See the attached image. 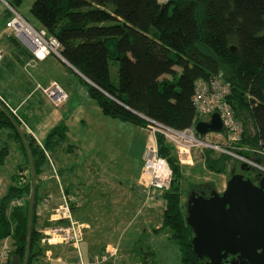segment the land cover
Returning <instances> with one entry per match:
<instances>
[{
	"label": "trees",
	"instance_id": "16d2710c",
	"mask_svg": "<svg viewBox=\"0 0 264 264\" xmlns=\"http://www.w3.org/2000/svg\"><path fill=\"white\" fill-rule=\"evenodd\" d=\"M162 6L159 0H36L30 13L39 30L59 41L61 57H56L79 73L105 116L142 128L149 124L146 118L179 131L194 128L202 120L192 102L195 83L217 74L231 85L229 104L245 126L243 143L263 147L264 0H169L164 10ZM12 17L8 11L6 26ZM9 47L2 71L19 75L16 69L35 56L16 35L10 36ZM111 62L119 65L118 83L111 78ZM0 96V165L9 155L2 143L7 133L21 143L30 159L27 167L42 175L46 151L66 136L65 127L54 129L42 147L21 129L19 112L14 115L5 106L11 105L6 94ZM157 139L160 155L174 172L171 189L163 196L162 228H170L183 264H204L194 252V232L186 222L184 166L176 147L161 134ZM202 156L208 171L215 173H228L232 163L233 172L239 165L213 151ZM14 179L18 184L0 201V247L11 240L7 264H42L49 246L42 243L40 228L53 225L50 211L40 224L39 207L46 197H40V182L33 202L12 208V201L32 193L30 183H19L18 173Z\"/></svg>",
	"mask_w": 264,
	"mask_h": 264
},
{
	"label": "crops",
	"instance_id": "0c3cea01",
	"mask_svg": "<svg viewBox=\"0 0 264 264\" xmlns=\"http://www.w3.org/2000/svg\"><path fill=\"white\" fill-rule=\"evenodd\" d=\"M25 1L27 0H0V53H2L3 58L9 53L10 36L14 34L9 33L10 30L6 27L8 11H11L8 7L10 6L19 12V7H21ZM1 2L4 4L3 7H1ZM21 15L26 18L23 14ZM27 21L30 22L28 19ZM31 25L36 29H40L33 24ZM17 39L19 40V38ZM21 43L33 55L29 46L25 45L23 42ZM53 57L49 56L44 59L45 61L37 60L35 58L29 60L23 68L16 69L17 71H20L19 75L16 73H8V75L3 73V67H1L3 61L0 63V94H6L7 101L17 109V112L20 111L19 113H21L25 118V121L28 123L30 129L29 133L36 139L39 145L44 147L49 136V131L60 126L65 127L62 130V133L66 132V136H61L62 139L58 140L59 142H54L53 145H51V148L46 151L48 169L45 168L42 173V176L45 178L41 181L38 190L40 197H50L52 199L50 206L53 208L61 203L63 191L67 194H80L83 196V202L73 210L74 219L83 223L86 227L84 240L79 246V251L71 245L49 246L47 251H50L53 254L52 260L48 261L44 256L42 260L44 262H42V264H76L80 259V254L81 258L87 264H92L96 258L104 256L111 248H116L118 250L117 256L101 264H117L123 260H128L133 264H137V259L132 254L134 251L138 252L137 247H133V249L129 248V251L124 253L121 245V242L123 243L124 235L120 234L119 230L128 223L129 220L131 222L135 220V218L138 219L137 215L142 212V208L147 207L152 211L156 208L154 205H151V203L146 202V198L141 192V187L139 185L144 162L139 168L138 176L136 177V184H133V181L124 183L121 181V178H115L112 176L114 177L113 179L111 176L105 175L104 169H102L94 159L98 158L100 154L99 149L101 148L94 145L95 143L91 139L90 140L93 142L92 144L89 142L90 140H87L85 137L84 139L77 138L73 134V129H71V122L68 123V118L70 116V118H73L72 121L75 122H72L73 124H80L84 129L88 123L92 125L93 122V125H95L96 119L93 116L90 115L86 117L88 111L87 105L89 100H92L93 98L90 95L87 85L82 81L79 73H77L73 67L68 65L67 62L63 61L62 63L59 61V58L54 55ZM46 64H58L63 66V68H66L68 71L67 73H63V70L61 69L62 73L59 71L60 74L54 76L51 71L45 70L42 67ZM70 74L77 76L80 82L84 85L81 84V86L73 89L74 84L71 82ZM55 83H58V85L69 94L68 101L59 107H56L43 92L44 89L52 87ZM38 94L40 95V105H44L47 100L50 102V112H46V114L41 112L40 114L37 109L41 106L30 105L33 98ZM81 98H83L82 102L79 100ZM68 106H70L68 112L69 116H66L62 111ZM98 108L99 109H97L95 113L98 114L100 119L99 114L101 113L104 115V113L100 106ZM32 119L34 121L36 120V125L34 127L31 125ZM87 120L90 121L87 122ZM8 137L10 139L9 135ZM108 137L111 144L107 146L106 150L111 152L115 148V137L110 135ZM19 144L20 148L24 150L21 143ZM51 152L60 153L56 158V165L50 157L51 155L49 153ZM81 157L87 159L85 164H90L87 173L91 172L93 175L88 174L79 179L74 173V167H72L70 163ZM143 157L144 156H142V161ZM195 160L197 159L195 158ZM28 163H30V159ZM28 163L25 165H19L15 175L20 169L26 168ZM204 165L206 166L205 162ZM51 183L58 185V192L54 194V196L49 193L51 190V188H49ZM5 189L6 184L2 174H0V195L2 192V195L4 196L7 194V189ZM45 189L46 192H43ZM2 195L0 196V201L3 197ZM143 199H145V201ZM139 205H141L140 208ZM132 209L135 213H132V218H128ZM44 210H46V208H44ZM49 211L50 209L44 211V215L38 213V215H42L40 217L41 225L48 218ZM146 216L151 218L149 214ZM44 228L45 227H41L40 230ZM155 229L159 228L156 227ZM6 244H11V240L8 239L2 242V245Z\"/></svg>",
	"mask_w": 264,
	"mask_h": 264
},
{
	"label": "built area",
	"instance_id": "2783aa9c",
	"mask_svg": "<svg viewBox=\"0 0 264 264\" xmlns=\"http://www.w3.org/2000/svg\"><path fill=\"white\" fill-rule=\"evenodd\" d=\"M169 0H159L166 5ZM8 5V4H7ZM9 6V5H8ZM13 17L7 23V29L13 31L19 39L27 44L37 60L54 55L61 57V46L54 37H48L44 30L33 27L26 18L9 6ZM3 55L0 53V62ZM43 92L47 97L59 107L69 99V94L58 84L53 85ZM232 93L231 86L222 76H214L209 79H199L195 83L192 98L197 114L201 121L209 122L214 114H219L223 128L221 131H211L205 135L197 133L195 127L184 131H179L167 125L146 118L148 130L151 132L149 143L144 153V164L139 181L141 192L144 194L147 203L157 204L163 200V196L171 189L174 172L166 159L160 155L157 135H163L172 143L177 151L180 162L192 164V158L188 157L192 151L199 150L203 153L213 151L216 154L228 156L240 165H247L250 170H254L264 177V148L252 144L243 143L245 136V126L236 117L235 111L229 104V97ZM13 113L18 116L17 110ZM21 121V129L28 130L29 127L24 120ZM260 159L263 161L261 162ZM45 177L37 175L31 165L18 172L20 184L30 183L34 191ZM33 191L30 196H33ZM31 201V200H30ZM27 199L19 198L14 200V207L25 205ZM52 199H43L41 207L48 209ZM80 200L77 196L62 192L61 203L50 209L49 222L52 226L41 230L44 235L42 243L48 246L71 245L79 251V246L84 240L85 225L74 219L73 210L78 207ZM118 250L109 249L104 256L96 258L92 264H101L116 257ZM53 254L46 252L45 258L51 261ZM80 259L76 264H87L79 255ZM9 253L6 247L0 248V263L7 264ZM74 264V263H67Z\"/></svg>",
	"mask_w": 264,
	"mask_h": 264
},
{
	"label": "rangeland",
	"instance_id": "374dc122",
	"mask_svg": "<svg viewBox=\"0 0 264 264\" xmlns=\"http://www.w3.org/2000/svg\"><path fill=\"white\" fill-rule=\"evenodd\" d=\"M35 1L36 0L25 1L24 4L21 7H19V12L23 14L28 20H30L29 23L40 28L39 22L30 13V9ZM1 5H2L1 7L4 6L2 2ZM9 33H13V31L10 30ZM16 37L19 38L17 35ZM42 67L45 70L51 71V73H53L54 76L60 74L59 71H61V73L62 70L63 73H67L68 71L66 68H63V66L58 64H46ZM110 68H111L112 80L115 83H118L119 81L118 63L111 62ZM224 74L226 75V72H223V75ZM70 78H71V82H73L74 84L73 89H76L78 86H81V84L84 85L83 83L80 82L77 76L70 74ZM39 100H40V95L38 94L33 98L30 105L31 106L39 105V107L41 106L42 108L38 107L39 109H37L39 110L40 114L41 112H43V114H46V112L47 113L50 112V108H49L50 102H48L47 100L44 105H40ZM79 100L82 102L83 98ZM5 106L7 108L9 107L8 109L12 113L13 110L15 111L17 110L13 108L12 105L8 104L7 106V104L5 103ZM98 107L99 104L95 99L89 100V103L87 105L88 111L86 117L90 115L93 116L96 119V123L95 125H93V122L92 125L88 123L85 129L80 124H73L75 122L72 121L73 118L72 117L70 118L68 113L70 106L65 108L62 112L65 113L66 116L67 115L69 116L70 119L68 118V123L71 122L70 123L71 129H73V134L77 138L84 139L85 137L87 138V140L91 139L95 143L94 145H96L98 148H101L99 149L100 154L98 158H94V159L96 160L98 165H100L101 168L104 169L106 176H111V177L114 176L115 178H121V181H123L124 183H128V181H133V184L134 183L136 184L137 181L136 177L138 176L139 168L144 162V157L142 161V156H144L143 154L145 153L146 145L149 143L150 137L152 136L151 132L148 130L147 127L142 128L140 126H136L131 123H126L119 119L112 118L109 116L107 118V116H104L101 113L99 114L100 115V119H99L98 114L95 113V111L99 109ZM19 114L28 126V123L25 121V118L21 115V113ZM245 118L248 121V132L252 133L253 125L246 116ZM88 121L90 120H87V122ZM31 125L32 127H34L36 125V120L34 121L32 119ZM53 130L49 131L48 134L52 133ZM3 135L6 136L5 138H3L2 136V143L3 145L7 144V146L9 147V155L6 158L5 163L3 165H0V174H2L3 176L7 189L6 192L8 193L10 187L18 184L17 180L14 179V175L16 173L18 166L25 165L26 163H28L29 157L26 155L25 151L20 148L19 142H17L16 140L9 139V137H7V133H4ZM109 135L115 137V141H114L115 148L111 152L106 150L107 146L111 144V141L109 140L108 137ZM91 140L89 142L92 144L93 142ZM49 154L51 155L50 157L51 159H53L56 165L57 162L56 158L60 153L51 152ZM202 154H203L202 151L194 150L189 155H187L188 157H190V159L192 158L193 163L192 164L181 163L182 166H184V173L186 176L182 181V187L184 191V196H183L184 204L188 202V198L192 192H205L207 195L210 194L211 190L217 191L219 193L224 192L227 183L232 176V169L234 167L233 163L231 164V166H229L228 173L220 174V173L211 172L208 171V169L204 165V158ZM195 158L197 160H195ZM86 160H87L86 158L81 157L80 159L73 160L70 163V165L74 167L75 169L74 173L78 176L79 179L88 174L93 175L91 174V172L87 173L90 164L88 165L85 164L87 162ZM236 167H237L236 169L237 172H240V164L239 165L237 164ZM45 168L48 169V164L45 165ZM79 172L84 174H81ZM114 177L112 178L114 179ZM49 188H51L49 193L52 194L53 196L58 192L57 184L51 183ZM43 192H46V189L43 190ZM74 195L78 197L81 204L83 202V196H81L80 194H74ZM24 198L27 199V201L31 200V202H33L34 191L32 197L30 195H27ZM143 200L145 201V199ZM13 203L14 201H12L11 203L12 208H14V206L12 205ZM151 205H154L157 209L155 208V210L152 211L147 207L142 208V212L137 215L138 219L135 218V220L131 222L129 220L128 223H126L119 230V233L124 235L123 243L121 242L123 252L127 253L129 251V248L133 249V247H137L138 252L134 251L132 253L137 259L136 262L137 264H183L180 247L177 241L171 238L172 234L170 228H162L164 221V211L166 208V201L163 199L160 201V203L151 204ZM140 206L141 205H139V208ZM48 209L44 210V208L40 206L39 214L44 215V211H47ZM132 213H135V211L133 212V209L128 215V218H132ZM147 214H149L151 218L147 217L146 216ZM156 227H158L159 229H155ZM3 247H6L7 250H10L11 248L10 244H6V245L1 244L0 248ZM117 264H133V263L129 262L128 260H123L122 262H118Z\"/></svg>",
	"mask_w": 264,
	"mask_h": 264
},
{
	"label": "water",
	"instance_id": "95a60500",
	"mask_svg": "<svg viewBox=\"0 0 264 264\" xmlns=\"http://www.w3.org/2000/svg\"><path fill=\"white\" fill-rule=\"evenodd\" d=\"M222 128L219 114L195 127L200 135ZM240 171L232 172L223 193L192 192L188 198L186 222L194 232V252L204 264H264V177L256 185L245 177L247 165Z\"/></svg>",
	"mask_w": 264,
	"mask_h": 264
},
{
	"label": "flooded vegetation",
	"instance_id": "af4514ba",
	"mask_svg": "<svg viewBox=\"0 0 264 264\" xmlns=\"http://www.w3.org/2000/svg\"><path fill=\"white\" fill-rule=\"evenodd\" d=\"M241 172V171H240ZM245 173V176L248 178V179H251L256 185L259 184V181L260 179L263 177L261 175V173H258L254 170H250L249 172H244ZM211 192V191H210ZM197 193H201V192H197ZM223 193V192H222ZM238 259V257H232L231 259Z\"/></svg>",
	"mask_w": 264,
	"mask_h": 264
},
{
	"label": "bare ground",
	"instance_id": "6f19581e",
	"mask_svg": "<svg viewBox=\"0 0 264 264\" xmlns=\"http://www.w3.org/2000/svg\"><path fill=\"white\" fill-rule=\"evenodd\" d=\"M8 7V6H7ZM9 8V7H8ZM2 54V53H1ZM34 55V54H33ZM53 57V56H52ZM54 58V57H53ZM63 59V58H62ZM45 61V60H44ZM60 61V60H59ZM1 63V62H0ZM72 70V69H71ZM217 74H215V76H216ZM221 75V74H220ZM213 77V76H212ZM205 79V78H204ZM209 79V78H208ZM227 82V81H226ZM228 84H229V82H228ZM231 86V85H230ZM42 87V86H41ZM45 88V87H44ZM148 122V121H147ZM258 142V141H257ZM256 142V143H257ZM259 143V142H258ZM263 148H264V146H263ZM162 156V155H161ZM220 156H222V155H220ZM166 159V158H165ZM171 165V164H170Z\"/></svg>",
	"mask_w": 264,
	"mask_h": 264
}]
</instances>
